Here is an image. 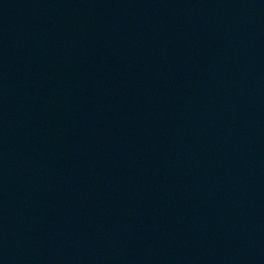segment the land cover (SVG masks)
<instances>
[{"label":"water","instance_id":"95a60500","mask_svg":"<svg viewBox=\"0 0 264 264\" xmlns=\"http://www.w3.org/2000/svg\"><path fill=\"white\" fill-rule=\"evenodd\" d=\"M0 264H264V0H0Z\"/></svg>","mask_w":264,"mask_h":264}]
</instances>
